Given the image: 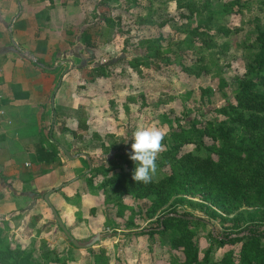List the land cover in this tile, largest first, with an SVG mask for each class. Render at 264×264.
Listing matches in <instances>:
<instances>
[{
  "label": "rangeland",
  "instance_id": "1",
  "mask_svg": "<svg viewBox=\"0 0 264 264\" xmlns=\"http://www.w3.org/2000/svg\"><path fill=\"white\" fill-rule=\"evenodd\" d=\"M98 1L87 0L86 6L95 8ZM259 1L181 0L178 3L168 0H108L107 8H99L96 22L101 24V31L97 33L100 40L97 45L92 44L98 50H91L89 57L93 60V68L107 66V76L97 78L86 89L89 103H83L84 93L81 92L80 97H70L65 101L70 105H63L55 111L52 142L49 141L50 122L45 125L47 132L42 136L45 145L52 146L59 154L50 171L61 169L63 165L71 169L81 167L77 173L79 180L70 182L76 177L67 175L63 190L65 196L66 191L78 184L81 191L78 190L77 194L84 193L86 198L83 200L74 193L69 194L70 204L77 202L78 206L62 209L69 223L61 211L59 218L80 241H86L95 234L100 240L94 244L92 252L89 249H72L50 214L42 224L45 226L46 221L52 222L53 233L50 229L42 230L44 233L30 238L31 232H27V224L22 219H12L14 216L8 214L7 218H11L8 224L3 222L5 214L2 218L0 216V241L30 251L33 264H174L182 262L180 252L171 249L156 230L162 227L158 223L161 218L181 216L194 233L200 256L208 247H212L215 259L230 249L236 250V246L231 245L217 247L211 237L222 233L218 223L187 202L177 204L176 215H172L167 206L157 212L150 211L147 200L83 189L82 174L87 171L85 158L77 156L75 158L80 160L70 159L57 144L63 145L72 156L84 153L93 157L94 163L102 164L123 149L131 150L132 134L138 128L156 127L167 137L170 127H184L189 118L204 121L213 117L211 114L202 118L200 110L203 108L209 112V109L223 103L224 97L236 89V79L242 76L246 64L257 52L256 32L264 28V5ZM232 5L238 13H232L220 22L229 33L215 35L216 46L213 49L197 51L185 48L184 32L194 27L192 23L198 20L195 18H200L191 10L197 7L204 15L203 7L210 6L211 10L221 12ZM93 11L96 12L95 9ZM107 17L114 23L113 30L104 23ZM211 33L214 35L215 31ZM147 40L160 46V50L169 48L170 51L163 53L160 59L137 61L141 65L133 66L135 58L147 54L139 44ZM102 145L110 150L105 152ZM167 170L165 168L164 171ZM99 180L95 179V184ZM53 196H56L55 192L49 197L52 204ZM187 200L198 202L197 198L187 197ZM44 203L50 210L47 202ZM76 210L75 220L72 214ZM84 210H87V215ZM90 222L92 227H88Z\"/></svg>",
  "mask_w": 264,
  "mask_h": 264
},
{
  "label": "trees",
  "instance_id": "2",
  "mask_svg": "<svg viewBox=\"0 0 264 264\" xmlns=\"http://www.w3.org/2000/svg\"><path fill=\"white\" fill-rule=\"evenodd\" d=\"M107 1L99 0L95 9L99 12V8H107ZM168 1L179 3L181 0ZM259 3L264 5V0ZM203 11L204 15H201L197 7L191 10L200 18H195L198 20L192 23L194 27L184 32L187 50L213 49L215 35L229 33L220 22L232 13H238L233 5L221 12L211 10L210 6L203 7ZM104 23L108 29H114L109 17ZM83 42H90L86 33ZM255 43L257 52L246 64L242 76L236 79V89L209 112L200 110L202 118L211 114L213 117L204 121L193 117L184 127H170L151 183L145 185L132 180L136 162L130 159L131 150L123 149L102 164L94 163L93 157L87 156L94 165L90 172L83 173L82 178L89 192L129 195L136 200H147L152 212L167 206L172 215H176L177 204L187 202L218 223L222 233L210 236L217 247L236 246V250L230 249L216 259L212 256V247L200 256L194 233L186 226L184 218L163 217L158 220L162 227H158L156 233L165 238L171 249L180 252L182 262L174 264H264V28L257 30ZM139 44L147 54L135 58L133 66L141 65L138 62L142 60L160 59L163 53L170 51L169 48L160 50V46L149 40ZM106 67L87 69V82L106 77ZM101 147L105 152L110 150ZM57 156L52 146L40 145L36 160L52 165ZM165 168L168 170L164 171ZM95 179L100 180L95 184ZM187 197L197 198L198 202L187 200ZM0 264H33L32 253L19 245L12 247L0 241Z\"/></svg>",
  "mask_w": 264,
  "mask_h": 264
},
{
  "label": "crops",
  "instance_id": "3",
  "mask_svg": "<svg viewBox=\"0 0 264 264\" xmlns=\"http://www.w3.org/2000/svg\"><path fill=\"white\" fill-rule=\"evenodd\" d=\"M86 4L87 0H0V216L6 214L3 222L8 224V214L22 219L30 238L42 230L53 233L52 222L42 224L47 214L52 215L44 195L59 184L65 187L68 176L77 177L81 169L63 165L50 171L52 165L38 162L36 154L40 145L48 146L42 136L47 132L45 125L50 122L52 131L55 111L71 104L65 101L83 92V103L90 102L85 92L92 82H87L85 71L93 68L89 56L91 50H98L92 44L100 40L101 24L96 22L97 9ZM85 33L89 43L83 42ZM63 187L54 191L53 204L49 200L53 192L48 200L67 220L64 207L78 206L77 202L70 204L69 194L83 200L86 195L77 194L81 187L74 184L64 196Z\"/></svg>",
  "mask_w": 264,
  "mask_h": 264
},
{
  "label": "clouds",
  "instance_id": "4",
  "mask_svg": "<svg viewBox=\"0 0 264 264\" xmlns=\"http://www.w3.org/2000/svg\"><path fill=\"white\" fill-rule=\"evenodd\" d=\"M165 133L156 127L138 128L132 134L130 159L136 162L132 180L149 184L157 172V158L164 150Z\"/></svg>",
  "mask_w": 264,
  "mask_h": 264
},
{
  "label": "water",
  "instance_id": "5",
  "mask_svg": "<svg viewBox=\"0 0 264 264\" xmlns=\"http://www.w3.org/2000/svg\"><path fill=\"white\" fill-rule=\"evenodd\" d=\"M50 137H51V133H50ZM58 147L61 149V151L65 154V156H67L68 158L72 159V158H75L77 156L79 157H83L85 158L86 162H87V171L84 172V174L88 173L91 171L92 169V163H91V160L89 159V157H87L86 154H79V155H75V156H72L62 145H59L58 144ZM83 174V175H84ZM76 179H78V177L72 179L70 182H73L75 181ZM64 185H61L58 189H52L50 190L49 192H46L45 195H44V201L47 202V205L49 206L50 208V211H51V214L53 216V219H54V222L55 224L57 225V227L64 233V235L66 236V238L68 239V242L71 243L73 245V247L77 248V249H84V250H87V249H92L94 244L100 240V237L99 235L95 234L93 236H91L88 240L86 241H80V240H77L75 239L71 233L69 232V230L63 225L61 219L59 218L55 208L50 204L49 200H48V196L54 192L55 190H59L60 188H62Z\"/></svg>",
  "mask_w": 264,
  "mask_h": 264
},
{
  "label": "built area",
  "instance_id": "6",
  "mask_svg": "<svg viewBox=\"0 0 264 264\" xmlns=\"http://www.w3.org/2000/svg\"><path fill=\"white\" fill-rule=\"evenodd\" d=\"M3 114L2 108H1V95H0V116Z\"/></svg>",
  "mask_w": 264,
  "mask_h": 264
}]
</instances>
